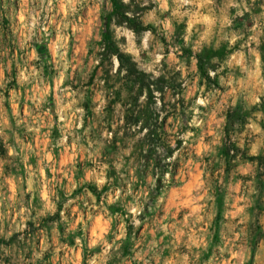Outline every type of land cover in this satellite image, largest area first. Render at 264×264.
<instances>
[{
    "label": "rangeland",
    "instance_id": "1",
    "mask_svg": "<svg viewBox=\"0 0 264 264\" xmlns=\"http://www.w3.org/2000/svg\"><path fill=\"white\" fill-rule=\"evenodd\" d=\"M0 0V264H264V0Z\"/></svg>",
    "mask_w": 264,
    "mask_h": 264
},
{
    "label": "trees",
    "instance_id": "2",
    "mask_svg": "<svg viewBox=\"0 0 264 264\" xmlns=\"http://www.w3.org/2000/svg\"><path fill=\"white\" fill-rule=\"evenodd\" d=\"M112 4H113L114 9H115V7H117V2H116V0H112Z\"/></svg>",
    "mask_w": 264,
    "mask_h": 264
}]
</instances>
